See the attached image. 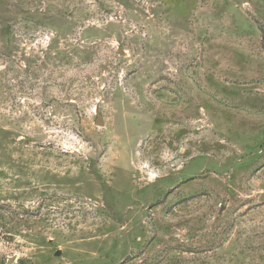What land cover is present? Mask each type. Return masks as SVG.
Segmentation results:
<instances>
[{
    "label": "rangeland",
    "instance_id": "374dc122",
    "mask_svg": "<svg viewBox=\"0 0 264 264\" xmlns=\"http://www.w3.org/2000/svg\"><path fill=\"white\" fill-rule=\"evenodd\" d=\"M0 264H264V0H0Z\"/></svg>",
    "mask_w": 264,
    "mask_h": 264
},
{
    "label": "water",
    "instance_id": "95a60500",
    "mask_svg": "<svg viewBox=\"0 0 264 264\" xmlns=\"http://www.w3.org/2000/svg\"><path fill=\"white\" fill-rule=\"evenodd\" d=\"M95 123L97 125H101L102 126L103 125V118L100 115H98L96 120H95Z\"/></svg>",
    "mask_w": 264,
    "mask_h": 264
}]
</instances>
